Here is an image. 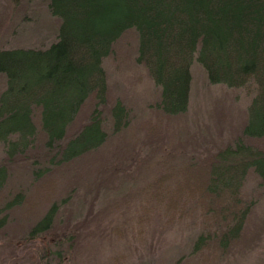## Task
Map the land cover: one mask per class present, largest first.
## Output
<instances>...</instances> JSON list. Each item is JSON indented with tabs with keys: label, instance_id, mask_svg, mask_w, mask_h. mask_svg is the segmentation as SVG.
Returning <instances> with one entry per match:
<instances>
[{
	"label": "trees",
	"instance_id": "16d2710c",
	"mask_svg": "<svg viewBox=\"0 0 264 264\" xmlns=\"http://www.w3.org/2000/svg\"><path fill=\"white\" fill-rule=\"evenodd\" d=\"M47 7L59 20L49 47L0 49V241L14 225H6L8 212L28 203L24 189L4 194L20 163L36 192H44L53 181L46 177L79 158L92 163L110 136L129 128L122 102L109 106L103 61L124 34L134 32L136 62L160 89L144 124L146 139L159 138L163 126L187 112L195 60L210 84L251 94L244 140L204 157L174 149L177 154L165 156L163 170L141 189L153 205L145 212L164 214L165 223L198 212L194 264L223 262L246 240L251 215L264 200V0H48ZM85 109L89 113L74 127ZM249 181L259 188L256 196L245 193ZM45 202L50 205L42 220L11 245L23 251L12 254L10 264H50L52 255L58 264L78 241L75 227L56 226L60 206ZM48 233L58 236L44 242Z\"/></svg>",
	"mask_w": 264,
	"mask_h": 264
},
{
	"label": "rangeland",
	"instance_id": "374dc122",
	"mask_svg": "<svg viewBox=\"0 0 264 264\" xmlns=\"http://www.w3.org/2000/svg\"><path fill=\"white\" fill-rule=\"evenodd\" d=\"M47 5L48 0H0V49L49 47L55 41L59 20L49 13ZM136 57L137 37L128 32L103 61L109 106L120 100L129 110L130 126L119 135L110 136L92 163L80 158L66 163L46 177L53 181L44 192L33 188L35 183L25 165L20 163L22 168L13 170L4 194L21 188L29 197L26 207L8 212L6 225H14L5 231H10L8 239L1 238L0 246L5 247L0 264H10L12 254V258L22 254L21 247L11 245H19L20 236L26 237V227L37 224L43 217L50 205L45 201L49 200L60 206L56 226L60 229L70 225L78 234V241L68 250L70 258L58 264L195 263L191 253L201 231L198 212H189L173 224L165 223L164 214L145 212V208L153 205L147 203L141 189L163 170L165 156L177 154L174 149L183 151L188 158L204 157L244 140L241 135L251 94L247 95L243 88L210 84L195 60L190 69L187 112L163 126L159 138L148 140L144 124L151 119L160 100V89L146 68L136 62ZM3 88L4 79L0 76V92ZM87 110L80 112L74 127L87 116ZM3 156L0 147V161ZM100 157L106 161H99ZM253 190L259 188L256 182L249 181L245 193L256 196ZM260 192L264 194V189ZM261 200L251 215L246 240L220 264H264V200ZM13 234L18 235L13 239ZM55 236L58 235H44V242ZM38 240L35 243L39 244ZM75 250L78 254H73ZM52 257L48 256L49 263L57 264Z\"/></svg>",
	"mask_w": 264,
	"mask_h": 264
}]
</instances>
